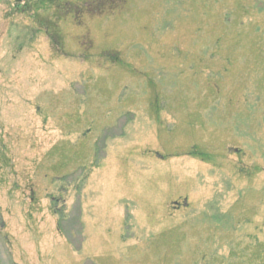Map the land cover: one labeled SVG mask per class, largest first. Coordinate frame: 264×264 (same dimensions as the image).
<instances>
[{
  "label": "rangeland",
  "instance_id": "1",
  "mask_svg": "<svg viewBox=\"0 0 264 264\" xmlns=\"http://www.w3.org/2000/svg\"><path fill=\"white\" fill-rule=\"evenodd\" d=\"M90 1L0 0V264H264V0Z\"/></svg>",
  "mask_w": 264,
  "mask_h": 264
},
{
  "label": "trees",
  "instance_id": "2",
  "mask_svg": "<svg viewBox=\"0 0 264 264\" xmlns=\"http://www.w3.org/2000/svg\"><path fill=\"white\" fill-rule=\"evenodd\" d=\"M101 1L102 0H91L90 5L88 3H86L88 5V10H89V12H91V14H93V15L98 14L99 15V14L103 13L104 4H102ZM93 5L95 6L94 9L91 8V6H93Z\"/></svg>",
  "mask_w": 264,
  "mask_h": 264
},
{
  "label": "flooded vegetation",
  "instance_id": "3",
  "mask_svg": "<svg viewBox=\"0 0 264 264\" xmlns=\"http://www.w3.org/2000/svg\"><path fill=\"white\" fill-rule=\"evenodd\" d=\"M179 207V206H178ZM177 206H176V208H178Z\"/></svg>",
  "mask_w": 264,
  "mask_h": 264
}]
</instances>
